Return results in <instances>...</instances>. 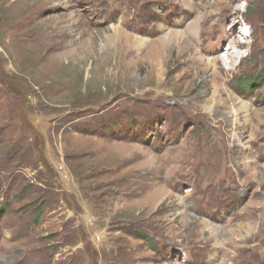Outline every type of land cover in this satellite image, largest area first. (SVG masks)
Returning a JSON list of instances; mask_svg holds the SVG:
<instances>
[{
  "label": "rangeland",
  "instance_id": "rangeland-1",
  "mask_svg": "<svg viewBox=\"0 0 264 264\" xmlns=\"http://www.w3.org/2000/svg\"><path fill=\"white\" fill-rule=\"evenodd\" d=\"M220 1L0 0V264H264V0Z\"/></svg>",
  "mask_w": 264,
  "mask_h": 264
},
{
  "label": "bare ground",
  "instance_id": "bare-ground-1",
  "mask_svg": "<svg viewBox=\"0 0 264 264\" xmlns=\"http://www.w3.org/2000/svg\"><path fill=\"white\" fill-rule=\"evenodd\" d=\"M220 1V0H219ZM223 1V0H222ZM221 2V1H220ZM228 8H231L230 4H227V2H225V5L220 9L221 11L226 10ZM213 10V9H212ZM218 10V9H217ZM220 16V15H219ZM218 18V17H217ZM218 22H220V19L218 20ZM200 21L199 18L193 20L188 26H187V30L184 31H170L169 34L167 35V42L168 44H170L172 42V40H176V41H180L182 39H184L186 37V35H189L190 37L194 38H198L200 36ZM215 23V22H214ZM226 28V27H223ZM226 31V30H225ZM233 32V29L232 31ZM237 53V52H236ZM239 55V54H238ZM191 59L194 62H201L203 63L204 59L202 58V56L200 54H196L195 56L191 57ZM207 65L206 66H211L216 64L217 59L216 58H208L207 60ZM241 107H246L245 109L247 110L248 105L244 104Z\"/></svg>",
  "mask_w": 264,
  "mask_h": 264
}]
</instances>
